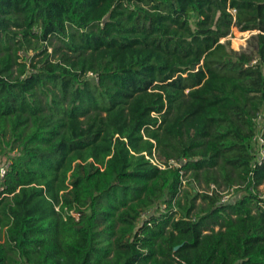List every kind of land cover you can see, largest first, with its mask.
<instances>
[{"label":"trees","instance_id":"obj_1","mask_svg":"<svg viewBox=\"0 0 264 264\" xmlns=\"http://www.w3.org/2000/svg\"><path fill=\"white\" fill-rule=\"evenodd\" d=\"M261 112L264 0H0V264H264Z\"/></svg>","mask_w":264,"mask_h":264},{"label":"rangeland","instance_id":"obj_2","mask_svg":"<svg viewBox=\"0 0 264 264\" xmlns=\"http://www.w3.org/2000/svg\"><path fill=\"white\" fill-rule=\"evenodd\" d=\"M253 33L240 32L237 28L233 27L231 29L230 35L227 38L222 39L221 43L228 42L229 43V49L236 51V52H243V51L247 50V40L250 37V35H252ZM52 44H55L57 46L60 45L59 42L55 39L52 40ZM48 52H51V50L49 49ZM16 156H18V151L15 149L12 152H5L4 155L1 156L0 158H1L2 162H9L10 158H15ZM218 182H220L221 185L219 187L216 186L217 189L220 192H227V191H225V185L223 184L221 178L218 179ZM235 188H238V187H235ZM206 189H207V185H206L202 175H199L198 179H195L194 176H192L190 173H187L183 177V182H182V185L180 188V193L178 194V198H179L181 204H184L186 200H191L192 198H194L196 196L197 192L201 193ZM257 189H258V195L263 197L264 196V182ZM236 192H237L236 190L235 191L230 190L229 191V196H230L229 198L234 196V194H236ZM239 194L241 195L242 193H239ZM194 204H195V209H194V212H195L198 207L204 206L205 202H203L201 198H197L194 201ZM162 209H163V206L161 207V210ZM174 210L177 212L176 217H179L180 209H178L176 207V208H174ZM158 213H160L159 209L154 208L153 210L149 211L147 216L149 217L150 215H157ZM145 220H146V218L141 219L138 222L137 226L140 227L142 222ZM215 230H217V228H215Z\"/></svg>","mask_w":264,"mask_h":264},{"label":"built area","instance_id":"obj_3","mask_svg":"<svg viewBox=\"0 0 264 264\" xmlns=\"http://www.w3.org/2000/svg\"><path fill=\"white\" fill-rule=\"evenodd\" d=\"M255 123H256V134L252 140V144L254 146V151L256 152V160L255 163L258 165H261L264 162V148H263V134H264V112H261L259 114H257V117L255 119ZM151 163L155 166H157L159 169H165L164 165L159 164L155 159L151 160ZM172 166H179L176 163H174L173 161L169 162V167ZM254 167V165H253ZM9 168V162H2L1 158H0V181L4 179L7 170ZM215 189L214 185H211L210 189L207 191V193L211 194V191ZM1 191V189H0ZM229 193L227 192H223L222 193V199L221 202L222 203H226L228 202L229 198ZM260 199L264 200V196H259ZM163 209H165V206H163ZM162 209V210H163ZM149 212L142 214L141 219L146 218L147 219V215ZM76 216V215H75ZM140 219V220H141Z\"/></svg>","mask_w":264,"mask_h":264},{"label":"water","instance_id":"obj_4","mask_svg":"<svg viewBox=\"0 0 264 264\" xmlns=\"http://www.w3.org/2000/svg\"><path fill=\"white\" fill-rule=\"evenodd\" d=\"M177 249V248H176Z\"/></svg>","mask_w":264,"mask_h":264}]
</instances>
